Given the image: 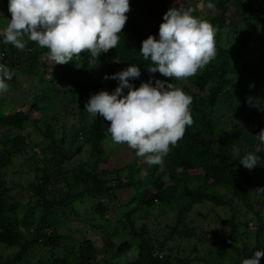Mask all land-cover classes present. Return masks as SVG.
Masks as SVG:
<instances>
[{"label": "trees", "instance_id": "16d2710c", "mask_svg": "<svg viewBox=\"0 0 264 264\" xmlns=\"http://www.w3.org/2000/svg\"><path fill=\"white\" fill-rule=\"evenodd\" d=\"M173 1L129 0L120 42L101 53L97 66L90 63L87 52L63 65L48 64V50L27 35L22 37L23 50L3 43L0 37V64L13 73L6 81L9 91L0 94V264H186L187 257L172 263L168 255L159 259L144 238L145 228L136 229L150 210L165 208L175 213L170 236L193 239L227 254L226 264H242L256 251H264V192L259 189L264 188V143L256 137L264 129V101L258 95L264 85V0H210L214 9L207 7L209 0L180 4V8H196L193 15L199 13L216 29L217 54L195 76L185 79L188 85L182 89L192 98L194 122L161 164L149 165L129 148L125 164L100 167L120 144L111 141L108 122L86 110L76 125L63 121L56 135L58 116L62 119L59 110L67 115L76 103L84 108L91 95L111 94L118 81L104 77L130 65L141 72L138 79L130 80L134 87L150 79L153 86L161 80L177 87L181 80L148 72L150 59L145 61L140 53L149 35L159 38L163 14L176 7ZM0 13L10 15L8 0H0ZM17 72L30 77L29 87H21ZM250 102L259 104V109ZM28 127V132L21 133ZM75 140L81 143L74 146ZM233 145L239 148L238 155ZM82 146H86V158L73 164L70 159L81 153ZM248 152L260 158L251 170L238 161ZM15 155H22L34 171L32 180L16 185L28 193L21 213L2 175V168ZM120 190L127 191V201L118 202ZM203 203L229 211L218 224L217 234H196L194 228L183 225L193 206ZM108 208L113 223L105 229ZM78 217L82 225L103 236L100 249L88 237L57 230V225L63 229ZM250 221L252 229L246 227ZM120 232L137 234L139 242L116 243L111 238ZM132 246L136 249L131 260L119 263L118 257ZM189 250L196 252L197 243ZM259 264H264V257Z\"/></svg>", "mask_w": 264, "mask_h": 264}, {"label": "clouds", "instance_id": "9594fccd", "mask_svg": "<svg viewBox=\"0 0 264 264\" xmlns=\"http://www.w3.org/2000/svg\"><path fill=\"white\" fill-rule=\"evenodd\" d=\"M209 9L215 5L207 4ZM130 11L129 0H8L11 18L0 30L3 43L23 50L22 37L40 48L47 49V59L66 64L89 53L90 63L98 65L101 53L119 44ZM195 9L173 7L163 14L159 38L149 35L141 43L140 53L150 59L148 72L160 73L170 80H185L195 76L216 57V29L211 23L193 15ZM12 71L0 64V94L9 91L7 80ZM140 69L135 65L104 79L118 81L109 94L100 91L91 95L84 110L92 117L108 122L107 133L114 144H126L149 165H159L171 148L183 138L186 128L193 124L190 113L192 98L171 82L150 79L134 87L130 80L138 79ZM125 89L127 92L125 94ZM251 106L259 104L250 102ZM264 143V129L256 135ZM234 155L239 148L232 146ZM255 153L248 152L238 161L251 170L258 162ZM264 192V188H259ZM264 251H256L242 264H259Z\"/></svg>", "mask_w": 264, "mask_h": 264}, {"label": "rangeland", "instance_id": "374dc122", "mask_svg": "<svg viewBox=\"0 0 264 264\" xmlns=\"http://www.w3.org/2000/svg\"><path fill=\"white\" fill-rule=\"evenodd\" d=\"M191 0H174L176 7L181 6L180 4H186V2H189ZM194 1V0H192ZM194 3V2H193ZM197 4V3H196ZM193 5V7H196L198 5ZM183 8V7H182ZM201 6L198 8L200 9ZM196 9V8H195ZM195 16L199 18V13H197ZM11 18L8 14H1L0 13V30H2L8 20ZM46 62L48 64L53 63L49 61L46 58ZM17 79H19V84L23 89L29 87L31 84L30 77L25 76L22 73L17 72ZM183 85H188L186 80H181L180 83H178L177 87L182 89ZM183 90V89H182ZM192 90V88H190ZM258 95L262 98V101H264V85H262L258 89ZM17 97H19V94H16ZM84 108L80 106L79 103L74 104L73 108L68 110L69 113L66 115V112H64L62 109L59 110L60 116L62 115V119L58 116V122L55 126H57L56 135H59L61 130L59 128L61 127L63 121L66 125H72L73 123L76 125L78 121L81 119L82 116H84L85 110ZM84 111V112H82ZM86 117V116H85ZM28 129L21 131V133L28 132ZM33 137V136H32ZM36 137V136H35ZM81 142L76 141L74 142V146L79 145ZM86 146L81 147V153L75 154L70 160L71 162L78 163L80 161H84L86 158ZM116 152L109 153V160L107 164H100V167H113V166H119L122 164H125L130 157L129 153V147L126 144H120V148H116ZM36 162L38 161V158H35ZM116 160L115 162H113ZM29 166L25 163L23 160L22 155H15L12 158V163L4 168H2V175L6 182H8V186L10 185L12 187V190L9 191L10 195L12 196L13 200L19 204V213L22 212L24 208V204L26 202V199L28 198V193L25 191H21L18 188H16L17 184H26L29 180H32L34 177V171L30 170L28 168ZM141 173H143L141 171ZM129 199V196L127 194L126 190H120L117 191V200L118 202H125ZM110 208V207H109ZM107 210L106 214V226L105 229L110 228V226L113 223V216L110 210ZM174 210L165 208L162 212H159L157 209H152L148 213L147 217L145 219H141L136 223V229L138 230L140 226H143L145 228L144 231V238L149 243V245L152 246L153 254L157 255L158 257L164 258L166 255L169 256L170 262H174L175 259H184L187 257L188 261L186 264H215V263H227L228 255L227 254H219L215 251L214 248H209L205 244L201 245L197 241H194L193 239H185L179 235H169L170 227L172 226L174 222ZM20 215V214H19ZM229 215V211L226 207H213L208 203L203 204H197L194 205L191 212L187 214V217L183 221L184 226H191L194 228V231L196 234L199 232L207 231L209 233L215 234L219 233V225L221 223V219H224ZM220 217V220H217V217ZM79 218V217H78ZM99 222V221H98ZM83 220L82 219H75L72 218L71 222H69L68 226L65 228H61L60 225H57V230L61 232H66L69 235H72L74 237L84 236L88 237L95 247L100 249L102 245L104 244L103 236L95 229L89 228L86 224L82 225ZM96 223V221H95ZM100 223V222H99ZM253 223L250 221L246 223V227L248 229L253 228ZM181 225H178V228H180ZM183 227V226H182ZM239 229V228H238ZM243 229V227H240V230ZM122 234L115 235L111 239L114 240L116 243L122 242V241H129L131 244H136L139 242L138 236L135 233L126 234L127 232H120ZM222 233H220L221 235ZM197 243V251H190V245L192 243ZM162 247V248H160ZM240 247V244H239ZM135 246H132L129 251H126L125 254H122L118 257L119 263L121 261H124L126 259L131 260L133 255L135 254ZM104 256V254H102ZM105 257L108 258L109 254L106 253ZM157 257V258H158ZM177 262V261H175ZM178 264H181L180 262H177Z\"/></svg>", "mask_w": 264, "mask_h": 264}]
</instances>
